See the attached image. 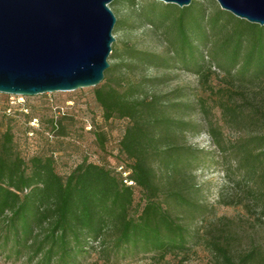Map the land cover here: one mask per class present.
Wrapping results in <instances>:
<instances>
[{
  "label": "trees",
  "instance_id": "16d2710c",
  "mask_svg": "<svg viewBox=\"0 0 264 264\" xmlns=\"http://www.w3.org/2000/svg\"><path fill=\"white\" fill-rule=\"evenodd\" d=\"M118 1L135 3L112 4ZM151 1L139 14L162 33L163 48L140 49L130 41L119 50L111 46L117 60L109 62L93 86L97 110L87 109L79 119L81 130L92 135L95 151L67 153L64 141L80 145L61 122L67 111L51 116L40 130L46 150L34 145L28 153L29 143H20L15 135L14 119L6 112L0 115V257L5 260L83 264L98 250L110 261L153 254L156 264H167L159 260L187 249L193 236L186 222L203 208L194 184L195 172L203 168V151L183 141L194 127L182 114L198 107L205 115L206 101L201 95L187 99L186 84L148 90L162 78L133 76L134 68H179L207 83L213 65L225 84L240 91L264 77V23L239 18L214 0L182 6ZM218 89L222 116L233 123H256L260 130L229 142L208 122L206 133L218 151L228 149L234 157L243 181L250 182L246 191L256 193L264 214V108L235 105L227 86ZM115 121L120 133L109 135ZM57 142L61 145L56 147ZM118 165L130 171L134 185L123 182ZM232 238L206 239L213 264H264L259 243L238 252Z\"/></svg>",
  "mask_w": 264,
  "mask_h": 264
},
{
  "label": "rangeland",
  "instance_id": "374dc122",
  "mask_svg": "<svg viewBox=\"0 0 264 264\" xmlns=\"http://www.w3.org/2000/svg\"><path fill=\"white\" fill-rule=\"evenodd\" d=\"M112 1L109 2V6L113 10L116 20L112 28L114 40L111 42V46L119 50L125 41H130L140 49L160 52L164 44L162 33L143 20L139 14L140 8L149 7L152 1L135 0L133 4L126 1L112 4ZM153 1L165 3L161 0ZM214 2L216 3L215 0ZM118 20L121 21L118 23ZM116 60L111 57L110 52L108 61L113 63ZM211 69L213 71L209 75L207 83H200L196 75L179 68L161 69L139 66L134 68L132 74L133 76L145 75L162 78L154 86L148 87V90L157 92L169 90L175 85L186 84L189 86L186 89L187 99L191 100L194 96L201 95L207 105L205 115L198 107L182 114L183 118L189 120L194 127L184 133L183 141L203 151V158L200 162L203 168L194 174V184L197 187L196 198L202 203L203 208L200 213L195 214L186 222L187 230L193 237L188 240L184 253H170L164 259L159 260V262L167 264H213L214 256L206 245V239L217 235L232 236L238 252H245L256 243H259L260 248L264 250V214L260 207L261 203L256 200V193L246 191V186H249L250 182L243 181L241 171L236 168L235 159L229 154L228 149L224 152L218 151L212 145L205 130L207 123L210 122L219 127L223 138L229 142L257 133L260 128L256 123H233L221 115L217 106V98L220 96L218 88L227 86L230 89L228 97L235 105L243 108L261 105L264 108V77L258 84L255 81L250 87L239 91L234 86L225 84L222 72L216 66L212 65ZM93 86L35 94L0 92V115L6 112L14 119V132L18 141L29 143L28 149H25L24 153L32 151L34 145L45 151L48 143L40 130L47 127L45 125L51 116H62L59 110V107L62 106L65 113L66 111L68 113V116L61 119L68 137L70 136L80 143L76 146L68 145L67 143H71L70 141L61 143L62 145L66 144L65 149L69 150L67 153L72 151L80 153L84 149L93 152L97 148L92 140V135L81 130L79 120L89 109L97 110L93 97ZM68 101H71L72 105H69ZM115 122L109 125V135L120 133V123ZM31 130L35 132L26 134ZM61 144L57 142L54 146L57 147ZM156 263L158 260L153 254L136 255L118 261H110L97 250L91 252L83 264ZM0 264L21 263H14L0 257Z\"/></svg>",
  "mask_w": 264,
  "mask_h": 264
},
{
  "label": "water",
  "instance_id": "95a60500",
  "mask_svg": "<svg viewBox=\"0 0 264 264\" xmlns=\"http://www.w3.org/2000/svg\"><path fill=\"white\" fill-rule=\"evenodd\" d=\"M112 0H0V92L35 94L98 84L109 65ZM177 6L190 0H161ZM264 23V0H215Z\"/></svg>",
  "mask_w": 264,
  "mask_h": 264
},
{
  "label": "built area",
  "instance_id": "2783aa9c",
  "mask_svg": "<svg viewBox=\"0 0 264 264\" xmlns=\"http://www.w3.org/2000/svg\"><path fill=\"white\" fill-rule=\"evenodd\" d=\"M68 104H71V101H68ZM59 110H60L61 114L64 113V108L62 106L59 107ZM86 128L89 129L90 127L87 126ZM116 170L122 173L123 182L125 184H127V185H134L135 184L132 179L128 178V175L130 174V171L129 170H125L124 167H123V165H118L116 167Z\"/></svg>",
  "mask_w": 264,
  "mask_h": 264
}]
</instances>
